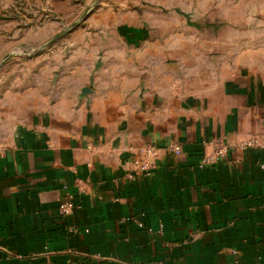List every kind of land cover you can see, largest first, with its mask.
Returning a JSON list of instances; mask_svg holds the SVG:
<instances>
[{"label": "crops", "instance_id": "1", "mask_svg": "<svg viewBox=\"0 0 264 264\" xmlns=\"http://www.w3.org/2000/svg\"><path fill=\"white\" fill-rule=\"evenodd\" d=\"M121 49L0 138V264H264V80L184 82ZM148 145L157 168L129 178Z\"/></svg>", "mask_w": 264, "mask_h": 264}, {"label": "rangeland", "instance_id": "2", "mask_svg": "<svg viewBox=\"0 0 264 264\" xmlns=\"http://www.w3.org/2000/svg\"><path fill=\"white\" fill-rule=\"evenodd\" d=\"M127 45L184 82L264 80V0H0V138L53 106L87 52Z\"/></svg>", "mask_w": 264, "mask_h": 264}, {"label": "built area", "instance_id": "3", "mask_svg": "<svg viewBox=\"0 0 264 264\" xmlns=\"http://www.w3.org/2000/svg\"><path fill=\"white\" fill-rule=\"evenodd\" d=\"M211 143L214 147L212 152L206 151L204 157L202 159L203 165L211 164L213 162L218 161L222 157L226 156L228 153V145L223 138H218L212 141H209L208 144ZM248 145H258L260 141L258 139H252L248 143ZM245 144V145H246ZM168 149L173 151L176 154H180L182 152L181 146L177 142H172L168 145ZM144 154V157H141L135 161L136 169L135 172L130 173L128 175L129 178H135L140 173H145L146 175H151L152 170L157 168V158L159 156L160 148L156 146H146L141 150ZM264 168V164H262ZM74 203L73 201L67 200L61 203L60 205V213L66 217L68 216L72 209ZM138 226L143 227L144 224L142 222H137L134 220Z\"/></svg>", "mask_w": 264, "mask_h": 264}, {"label": "water", "instance_id": "4", "mask_svg": "<svg viewBox=\"0 0 264 264\" xmlns=\"http://www.w3.org/2000/svg\"><path fill=\"white\" fill-rule=\"evenodd\" d=\"M91 8H92V6H90L89 8H88V10H87V12L82 16V18H81V20L89 13V11L91 10ZM77 25V23H75V24H73L72 26L74 27V26H76ZM67 31V29H65V30H63L62 32H60L57 36H55L54 38H52V40L51 41H49L47 44H45V46H47V45H50V44H52L53 42H55L63 33H65ZM41 48L42 47H39V48H37V50H34L33 52L35 53V52H37V51H39V50H41ZM12 57V55H9V56H7V58L6 59H9V58H11ZM2 64H3V62L0 64V67L2 66Z\"/></svg>", "mask_w": 264, "mask_h": 264}]
</instances>
